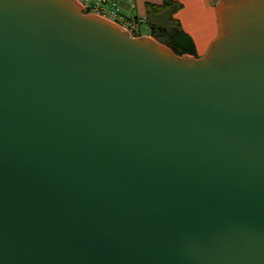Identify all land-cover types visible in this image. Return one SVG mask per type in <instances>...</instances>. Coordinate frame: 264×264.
I'll return each mask as SVG.
<instances>
[{
	"label": "water",
	"instance_id": "obj_1",
	"mask_svg": "<svg viewBox=\"0 0 264 264\" xmlns=\"http://www.w3.org/2000/svg\"><path fill=\"white\" fill-rule=\"evenodd\" d=\"M177 55L77 0H0V264H264V0Z\"/></svg>",
	"mask_w": 264,
	"mask_h": 264
},
{
	"label": "crops",
	"instance_id": "obj_2",
	"mask_svg": "<svg viewBox=\"0 0 264 264\" xmlns=\"http://www.w3.org/2000/svg\"><path fill=\"white\" fill-rule=\"evenodd\" d=\"M181 4V8L172 14V18L179 22L182 31L193 42L197 57L206 54L210 44L218 34V20L216 6L220 0H174ZM119 13L125 20L129 18L145 22L146 3L160 4L161 0H113ZM145 27L149 29L147 23ZM145 35L151 36L150 29Z\"/></svg>",
	"mask_w": 264,
	"mask_h": 264
},
{
	"label": "trees",
	"instance_id": "obj_3",
	"mask_svg": "<svg viewBox=\"0 0 264 264\" xmlns=\"http://www.w3.org/2000/svg\"><path fill=\"white\" fill-rule=\"evenodd\" d=\"M145 7L147 13L165 12L170 24L167 27L163 23L149 22L145 18L154 39L169 47L177 55L197 57L192 40L182 31L179 22L172 18V14L181 8V4L174 0H161L160 4L146 3Z\"/></svg>",
	"mask_w": 264,
	"mask_h": 264
},
{
	"label": "built area",
	"instance_id": "obj_4",
	"mask_svg": "<svg viewBox=\"0 0 264 264\" xmlns=\"http://www.w3.org/2000/svg\"><path fill=\"white\" fill-rule=\"evenodd\" d=\"M83 12H92L94 14L103 16L117 24H120L129 31L133 36H138L140 24L143 20L127 19L120 15L118 7L113 0H77Z\"/></svg>",
	"mask_w": 264,
	"mask_h": 264
},
{
	"label": "rangeland",
	"instance_id": "obj_5",
	"mask_svg": "<svg viewBox=\"0 0 264 264\" xmlns=\"http://www.w3.org/2000/svg\"><path fill=\"white\" fill-rule=\"evenodd\" d=\"M85 13H87V12H85ZM88 13H92V12H88ZM92 14H94V13H92ZM145 16H146L145 18L149 22H153V23H163L167 27H169V25H170L169 24V21H168L167 14L165 12H162V13H147L146 12ZM140 32H141V35H145L147 32H149V29H147L145 27V22L141 26Z\"/></svg>",
	"mask_w": 264,
	"mask_h": 264
}]
</instances>
